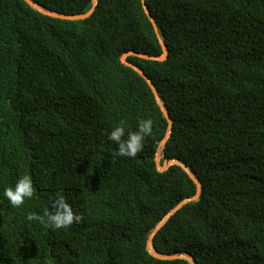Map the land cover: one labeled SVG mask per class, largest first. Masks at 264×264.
Here are the masks:
<instances>
[{"label": "trees", "instance_id": "obj_1", "mask_svg": "<svg viewBox=\"0 0 264 264\" xmlns=\"http://www.w3.org/2000/svg\"><path fill=\"white\" fill-rule=\"evenodd\" d=\"M82 14L92 0H33ZM149 10L160 35L148 19ZM128 56L153 82L120 62ZM153 133L135 158L115 157L106 133L123 120ZM169 132L165 145L161 140ZM264 264V0H98L81 20L0 0V264ZM29 175L19 208L5 187ZM61 193L79 223L26 220Z\"/></svg>", "mask_w": 264, "mask_h": 264}, {"label": "clouds", "instance_id": "obj_2", "mask_svg": "<svg viewBox=\"0 0 264 264\" xmlns=\"http://www.w3.org/2000/svg\"><path fill=\"white\" fill-rule=\"evenodd\" d=\"M152 133V119H138L135 130L128 128L123 120L115 123L106 133L107 140L116 146L112 153L113 158L137 157L143 149L146 138L150 137ZM2 195L13 208H19L26 199H30L34 195L32 178L27 174L19 176L12 186L3 189ZM50 208L51 210H45L42 214L27 212L26 220L35 221L44 228L57 230L67 229L73 223H79L82 220V216L73 212L61 193L56 194Z\"/></svg>", "mask_w": 264, "mask_h": 264}, {"label": "water", "instance_id": "obj_3", "mask_svg": "<svg viewBox=\"0 0 264 264\" xmlns=\"http://www.w3.org/2000/svg\"><path fill=\"white\" fill-rule=\"evenodd\" d=\"M29 6H31L33 9L37 10L38 12L44 14V15H47V16H50V17H54V18H59V19H64V20H81V19H85L87 17H89L92 13H93V10L95 8V5L97 4L98 0H92V7L85 13H82V14H65V13H60V12H56V11H53V10H47V9H44L42 7H40L38 4H36L33 0H24ZM143 1V0H142ZM144 6V9H145V13L148 17V19L150 20L155 32H156V35L158 38H160V35H159V32H158V29H157V26H156V22L155 20L152 18L149 10L145 7V5L143 4ZM160 44H161V48H162V54L160 56H155V55H148V54H144V53H140V52H136V51H127L125 53H123L120 57V62L126 66H129L131 68H133L141 77L144 78V80L147 81L157 103L159 104L160 106V109L164 115V117L167 119L168 121V124H169V130L171 129L172 127V119L169 115V113L167 112L166 110V107L162 104L161 102V99L160 97L158 96L157 94V91H156V88L153 84V82L147 77V75L144 73V71L139 68L137 65L133 64L132 62H129L126 57L128 56H136V57H139V58H144V59H149V60H157V61H163L166 59L167 57V54H168V50H167V47L164 43L163 40L160 39ZM169 132L168 131L166 133V136L161 140L160 142V146H164L165 143H166V140H167V137L169 135ZM159 160H160V156H159V153H156L155 155V162H156V165H157V169L160 170V171H163V170H166L168 169V167L171 165V164H177V165H180L188 174L189 176L193 179V181L195 182V184L197 185L198 187V192L192 196V197H188V198H185L183 199L181 202H179L168 214L167 216L162 220L160 221L156 226L155 228L152 230L151 234H150V237L147 241V248L149 250V252L155 257V258H158V259H176V258H184L186 259L190 264H197L195 262V260L192 258V256L190 255H183V254H171V255H163V254H160L158 253L154 248H153V236L155 235V233L158 231V229L164 224V222L168 219L169 216H171L172 214H174L178 209H180L182 206H184L186 203L188 202H191V201H196L199 197V191H200V187H201V184L199 182V180L177 159H170L166 162V164H164L163 166H160L159 164Z\"/></svg>", "mask_w": 264, "mask_h": 264}, {"label": "rangeland", "instance_id": "obj_4", "mask_svg": "<svg viewBox=\"0 0 264 264\" xmlns=\"http://www.w3.org/2000/svg\"><path fill=\"white\" fill-rule=\"evenodd\" d=\"M166 164V163H165Z\"/></svg>", "mask_w": 264, "mask_h": 264}]
</instances>
